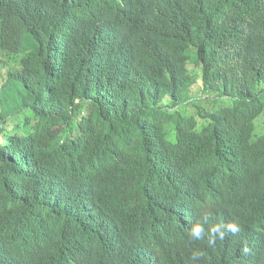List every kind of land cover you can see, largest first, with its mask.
<instances>
[{"label":"trees","instance_id":"16d2710c","mask_svg":"<svg viewBox=\"0 0 264 264\" xmlns=\"http://www.w3.org/2000/svg\"><path fill=\"white\" fill-rule=\"evenodd\" d=\"M2 68L0 264H264V0H0Z\"/></svg>","mask_w":264,"mask_h":264},{"label":"clouds","instance_id":"9594fccd","mask_svg":"<svg viewBox=\"0 0 264 264\" xmlns=\"http://www.w3.org/2000/svg\"><path fill=\"white\" fill-rule=\"evenodd\" d=\"M211 231L213 233V236H214V234L219 233L220 238L223 239L224 233L220 230L219 227H215ZM230 231L233 234H238L241 232V228L238 224H233V225H230ZM203 232H204V228L199 223L195 224L191 230V234L195 238H201ZM208 243H209V246H214V244H215L214 238L210 237ZM249 251H250V249L247 246L243 247L241 250L242 254H247V253H249Z\"/></svg>","mask_w":264,"mask_h":264},{"label":"rangeland","instance_id":"374dc122","mask_svg":"<svg viewBox=\"0 0 264 264\" xmlns=\"http://www.w3.org/2000/svg\"><path fill=\"white\" fill-rule=\"evenodd\" d=\"M1 72H2V76H3V78L0 79V81H4V80H5L4 78L7 77V69H6V68H2V69H1Z\"/></svg>","mask_w":264,"mask_h":264}]
</instances>
